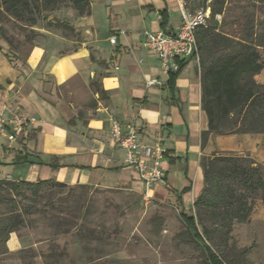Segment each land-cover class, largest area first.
<instances>
[{"label": "crops", "instance_id": "1", "mask_svg": "<svg viewBox=\"0 0 264 264\" xmlns=\"http://www.w3.org/2000/svg\"><path fill=\"white\" fill-rule=\"evenodd\" d=\"M90 1L89 15L69 21L74 32L45 30L15 61L0 43V113L36 118L12 144L0 135V179L53 178L144 193L139 174L125 164V150L114 142L113 119L122 126L134 124L139 141H160L167 148L165 181L150 190L162 203L194 207L205 188L203 157L235 152L264 163L263 133H210L203 139L209 119L198 53L171 81L145 45V31L179 30L184 0ZM218 20L226 34L264 48V5L227 0ZM151 78L161 83L149 86ZM255 80L264 84V68ZM93 81L104 96L93 89ZM6 246L0 264H24L19 254L29 246L25 237L13 232ZM42 258L38 255V264H44Z\"/></svg>", "mask_w": 264, "mask_h": 264}, {"label": "trees", "instance_id": "2", "mask_svg": "<svg viewBox=\"0 0 264 264\" xmlns=\"http://www.w3.org/2000/svg\"><path fill=\"white\" fill-rule=\"evenodd\" d=\"M65 1L72 4L78 16L91 13L90 0ZM250 1L264 5V0ZM59 2L0 0V21L3 22L6 16L17 19L29 16L26 18L35 25L40 9L51 11ZM184 3L191 12L202 7L211 10L207 20L210 24L197 30V53L202 64V105L209 119V129L203 132V139L206 140L210 133L264 134V84L255 80V75L264 68V48L220 29L217 18L223 14L227 0H184ZM49 24L75 31L69 21L57 17ZM0 33L10 49L7 55L15 61L21 56L20 51L5 36L1 26ZM186 61L181 60L179 70L170 74L171 81ZM92 87L101 96L105 95L96 81L92 82ZM53 166L57 167L54 163ZM202 166L205 188L194 203V212H183L182 218L206 262L227 264L223 256L226 247H222V243L232 238L234 223L250 222L258 201L264 204V163L250 154L224 152L203 157ZM66 188L72 186L53 178L37 182L0 179V254L8 252L6 244L11 233H20L23 228L33 225L38 221L34 217L37 214L45 216L51 222L50 227H56L57 233L62 232L63 226L73 223L72 218L81 219L82 205L80 212L62 206L61 201H68L69 197L58 196ZM74 227H78L77 222Z\"/></svg>", "mask_w": 264, "mask_h": 264}, {"label": "rangeland", "instance_id": "3", "mask_svg": "<svg viewBox=\"0 0 264 264\" xmlns=\"http://www.w3.org/2000/svg\"><path fill=\"white\" fill-rule=\"evenodd\" d=\"M36 16L35 25L30 24L26 18L29 16L22 19L6 16L0 21L5 36L24 54L45 30L72 33L67 28L50 25L51 19L71 22L78 15L70 2L60 0L53 10L40 9ZM224 25L219 27L225 31ZM0 43L10 51L1 33ZM71 186L58 197H69L61 203L71 210L80 212L82 205L83 217L72 218L73 223L57 233L45 216L35 215L38 221L18 233L29 244L19 254L24 264H38V255L43 257L44 264H208L182 218L183 212L193 213L194 207L186 209L152 197L146 199L145 191L137 193L120 186ZM252 219L248 223H234L232 238L223 241L226 252L222 255L227 264H264L262 201H258ZM74 222L78 223L77 228ZM40 241L38 247L33 245Z\"/></svg>", "mask_w": 264, "mask_h": 264}, {"label": "built area", "instance_id": "4", "mask_svg": "<svg viewBox=\"0 0 264 264\" xmlns=\"http://www.w3.org/2000/svg\"><path fill=\"white\" fill-rule=\"evenodd\" d=\"M210 12L209 7H202L194 12L185 9L183 23L175 34L164 30L145 31V45L157 56L165 74L170 75L178 71L181 60H188L197 54V30L207 25ZM111 42L115 44L117 36L113 35ZM158 83L161 81L157 78L147 81L149 86ZM35 121L36 118L21 113H0V135L12 144L25 132L27 126ZM112 136L115 144L125 150V164L139 174L145 185V198L150 199L152 187L165 181L163 164L168 153L167 148L160 141H139L138 130L134 124L122 126L116 119L112 120Z\"/></svg>", "mask_w": 264, "mask_h": 264}]
</instances>
